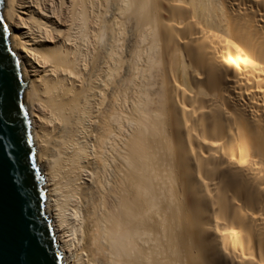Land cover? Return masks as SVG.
<instances>
[{
	"label": "bare ground",
	"instance_id": "6f19581e",
	"mask_svg": "<svg viewBox=\"0 0 264 264\" xmlns=\"http://www.w3.org/2000/svg\"><path fill=\"white\" fill-rule=\"evenodd\" d=\"M66 264H264V0H4Z\"/></svg>",
	"mask_w": 264,
	"mask_h": 264
},
{
	"label": "water",
	"instance_id": "95a60500",
	"mask_svg": "<svg viewBox=\"0 0 264 264\" xmlns=\"http://www.w3.org/2000/svg\"><path fill=\"white\" fill-rule=\"evenodd\" d=\"M3 9L4 0H0V264H14L15 242L29 233L40 245L33 252V264H66L46 213L45 180L36 164V149L24 103L27 83L10 47ZM19 172L29 177L26 203L17 197L12 183Z\"/></svg>",
	"mask_w": 264,
	"mask_h": 264
},
{
	"label": "snow or ice",
	"instance_id": "6c2138e0",
	"mask_svg": "<svg viewBox=\"0 0 264 264\" xmlns=\"http://www.w3.org/2000/svg\"><path fill=\"white\" fill-rule=\"evenodd\" d=\"M27 159L28 157L25 156V160ZM19 165L20 161L17 160V167H19ZM28 179V174L25 172H19L17 176L12 178L13 186L16 189V195L22 203H26V197L28 196ZM25 230H27V224L25 225ZM39 248L40 245L37 242V238L32 236L31 233L27 236L21 237L17 242H15L16 259L14 264H33V252L35 249ZM21 256H23L22 260L20 259Z\"/></svg>",
	"mask_w": 264,
	"mask_h": 264
}]
</instances>
